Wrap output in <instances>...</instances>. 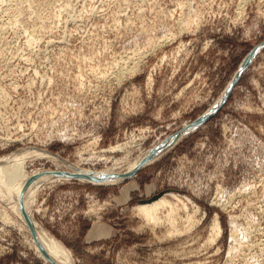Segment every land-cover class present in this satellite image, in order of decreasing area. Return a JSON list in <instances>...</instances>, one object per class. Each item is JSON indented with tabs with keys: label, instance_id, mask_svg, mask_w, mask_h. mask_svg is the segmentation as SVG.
Masks as SVG:
<instances>
[{
	"label": "rangeland",
	"instance_id": "rangeland-1",
	"mask_svg": "<svg viewBox=\"0 0 264 264\" xmlns=\"http://www.w3.org/2000/svg\"><path fill=\"white\" fill-rule=\"evenodd\" d=\"M242 1L0 0V157L35 145L65 165L27 157V172L122 174L157 149L121 183L40 185L29 212L76 264H264V0ZM254 48L224 105L162 146ZM161 192L188 199L175 232L139 214ZM1 209L0 264H50Z\"/></svg>",
	"mask_w": 264,
	"mask_h": 264
},
{
	"label": "bare ground",
	"instance_id": "bare-ground-1",
	"mask_svg": "<svg viewBox=\"0 0 264 264\" xmlns=\"http://www.w3.org/2000/svg\"><path fill=\"white\" fill-rule=\"evenodd\" d=\"M138 57L140 58V56ZM126 71L128 70H125L124 72ZM128 72L130 73V71ZM124 75L121 74V76L123 77ZM215 103L212 104L211 110H213L216 107L217 104ZM189 131L190 130L184 131L183 134L177 137L176 140H174L172 143L181 139L183 136L189 133ZM35 156H45L46 158L53 160V162H55L58 166L63 167L65 165L64 164L65 160L59 154L50 151L45 147L35 148V145L31 147H21L19 150L14 151L11 155H5L0 157V194L4 193V197L7 199V203L9 205L11 204L17 207L18 205H21V203H24L25 209L29 214H30L29 209L32 206L31 202L35 201L40 185L49 178H56L57 181L58 180L63 181L65 179L67 180L71 179L70 177L74 176V177H78L76 179L104 184L111 182L109 180H114V179L116 180L126 176L134 169V167L137 165V162L140 160L137 159L136 161L131 163L132 165L128 166L127 170H125V172H123L122 174H117V172H114L112 170H93L91 168L75 169L74 172L72 171L70 173L66 171L63 172L62 170L56 173L57 171L53 172L51 169L49 170L42 169V171L38 169V170H34V172L32 173L27 172V161H29L27 157H35ZM91 172L93 173V175L90 174ZM104 175L108 177V179H105L103 177ZM181 204L182 206H180ZM188 205H189L188 199L186 198L184 199L176 193H170V194H164L159 198L154 199L151 202H144L138 207V211L139 214L142 217H144L148 223L153 224V226L150 224L149 226H152L154 228V226H158L161 223H164V221L167 222L168 220L171 223V230L172 231L174 230L175 232L181 228L177 223L180 208H188ZM0 207L2 208L1 209L2 218L4 217L6 220L10 222H15L17 220L13 215L12 210L8 207L7 204H2L0 202ZM19 218L20 221L19 220L16 221L17 226H19L21 229H23L24 227H28L34 232V238H32L30 242L29 241L28 242L36 249L37 253L41 256V258H43L45 261L49 262L50 264H53L51 260L42 251L41 246L37 241L33 222L27 219L22 212ZM186 220H187V226H189L191 222H193V219L191 217L186 218ZM214 226L216 231L220 233L221 228L219 223L218 222L214 223ZM40 238L47 251L58 263L76 264L72 251L59 238L55 237L53 234L47 235L45 228L42 225L40 226ZM254 246L255 245H253V247Z\"/></svg>",
	"mask_w": 264,
	"mask_h": 264
},
{
	"label": "water",
	"instance_id": "water-1",
	"mask_svg": "<svg viewBox=\"0 0 264 264\" xmlns=\"http://www.w3.org/2000/svg\"><path fill=\"white\" fill-rule=\"evenodd\" d=\"M257 48H254L247 56L246 58L243 60V62L241 63L240 67L238 68L237 72L235 73L233 79L231 80L230 84L228 85L226 91L224 92L223 96L219 99V101L217 102L216 107L213 110H210L209 112H207L206 114L202 115L201 117H199L198 119H196L194 122H192L191 124H189V126L185 129H183L182 131L176 132L175 134H173L167 141L165 144H163L162 146L172 143L174 140H176L177 137H179L180 135L183 134L184 131L186 130H192L193 128H195L196 126H198L199 124L203 123L204 121H206L207 119L210 118V116L217 110H219L224 103L226 102L229 94L231 93V91L233 90V88L235 87L236 83L238 82V80L241 78L244 70L247 68L248 64L250 63L253 55L255 54ZM160 146V147H162ZM157 149L155 150H149L147 151L141 158L140 160L137 162V165L134 167V169L127 174L124 177H121L120 179H114V180H109L111 182H109L108 184H115V183H121L129 178H131L136 171H138L140 168H142L145 164H147L150 159L153 157V154L155 153ZM58 173V172H56ZM91 175H93V173H90ZM105 179H108V177H106L105 175L103 176ZM163 195V192L155 195L153 198H151V200L157 199L160 196ZM20 209L21 212L23 213V215L29 219L30 221L33 222L34 224V230L36 233V237H37V241L39 242L42 251L45 253V255L51 260V262L53 264H61L58 263L52 256L51 254L47 251V249L45 248L44 244L41 241L40 238V224L38 223V221L33 218V216H31L25 209V205L24 203H21L20 205Z\"/></svg>",
	"mask_w": 264,
	"mask_h": 264
}]
</instances>
